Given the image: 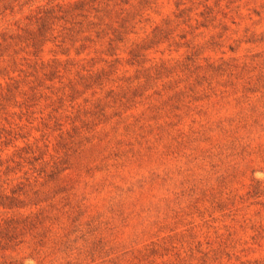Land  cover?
I'll use <instances>...</instances> for the list:
<instances>
[{
  "label": "rangeland",
  "instance_id": "obj_1",
  "mask_svg": "<svg viewBox=\"0 0 264 264\" xmlns=\"http://www.w3.org/2000/svg\"><path fill=\"white\" fill-rule=\"evenodd\" d=\"M0 264H264V0H0Z\"/></svg>",
  "mask_w": 264,
  "mask_h": 264
}]
</instances>
